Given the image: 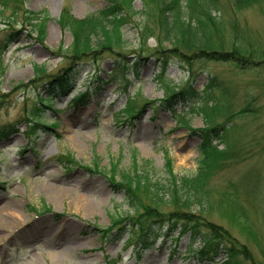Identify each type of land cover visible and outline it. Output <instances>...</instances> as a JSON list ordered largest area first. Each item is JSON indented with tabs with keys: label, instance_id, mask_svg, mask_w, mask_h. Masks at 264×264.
I'll return each instance as SVG.
<instances>
[{
	"label": "rangeland",
	"instance_id": "rangeland-1",
	"mask_svg": "<svg viewBox=\"0 0 264 264\" xmlns=\"http://www.w3.org/2000/svg\"><path fill=\"white\" fill-rule=\"evenodd\" d=\"M222 3L226 17L238 21L242 43L264 48V0L237 14ZM1 4L0 213L6 207L21 217L0 232V264H224L227 247L219 258L204 263L190 251L188 238L168 236L165 229L144 241L132 225L110 230L113 217L134 214L108 176L113 162L127 171L134 159L142 168L149 163L155 179L164 184L168 161L178 179L196 174L201 141L191 129H203L205 121L192 110L202 106L199 97L205 96L211 76L230 90L235 110L250 103L257 111L237 120L244 146L237 150L238 160L213 175L207 188L210 205L203 211L197 204L191 209L204 222L227 231L226 244L237 250L239 264H264V69L195 63L191 84L199 96L165 104L167 85L179 91L191 82L189 67L184 70L177 59L171 60L161 79L155 58L138 60L146 41L139 37L143 19L137 16L123 30V55L103 57L92 67L99 69L104 83L87 75L92 69L80 71L72 93L63 96L51 82L67 69L63 57L73 43L72 33L60 24L61 13L68 9L83 20L106 9L109 0H5V9ZM133 9L141 12L143 3L135 0ZM157 43L151 38L146 51ZM224 43V50H230V40ZM121 61L132 68L128 78L115 79L110 74ZM37 65L46 67L47 77L36 78ZM214 96L221 93L215 90ZM37 116L43 123L34 121ZM183 119L191 129L183 126ZM95 164L98 172H92ZM52 187L57 188L54 201ZM79 197L95 211L87 214ZM193 248L200 250L203 244Z\"/></svg>",
	"mask_w": 264,
	"mask_h": 264
},
{
	"label": "trees",
	"instance_id": "trees-1",
	"mask_svg": "<svg viewBox=\"0 0 264 264\" xmlns=\"http://www.w3.org/2000/svg\"><path fill=\"white\" fill-rule=\"evenodd\" d=\"M4 1L0 0V4L5 9L7 6ZM134 1L109 0L106 9L83 20L74 18L68 9L62 11L60 24L72 33L73 43L63 57L68 62L67 69L51 82L63 96L72 93V83L80 71L92 69L87 75H93L99 83H104L98 77L99 69L92 67H96L103 57L123 55L127 48L123 30L137 16L143 19L138 28L139 37L146 41L141 42L138 60L145 55L155 58L160 63L158 75L161 79L172 66L171 60L177 59L184 70L189 67L191 82L179 91L167 85L166 99L163 100L165 104L177 98L186 101V98L199 96L191 84L195 78V63H227L240 71L264 69V48L255 49L251 43L247 46L242 43L238 21L226 17L222 3L225 1L226 6L237 14L260 5L263 0H140L143 3L141 12L133 9ZM151 38H155L158 43L154 50L148 52L145 46ZM226 39L230 40L231 49L228 51L224 50ZM133 66L136 72L138 62H134ZM74 67L78 70L73 75ZM113 67L110 76L115 79L117 76L128 78V71L132 68L124 61L114 63ZM34 70L36 78L47 77L45 66L37 65ZM124 86L121 84V87ZM215 90L221 93L220 97L214 96ZM204 95L199 97L202 106L192 110V113L197 111L202 115L204 128L192 130L189 121H182L183 126L191 129L201 141L196 174L178 179L172 163L168 161L167 184H164L155 179L154 168L149 163H145L142 168L134 159L127 171L120 170L119 164L114 165L113 162L108 176L116 192L124 194L134 214L116 215L111 219L110 230L123 231L127 225H132L144 241L165 229L163 232L168 236L188 238L190 251H194L193 255L204 263L219 258L227 247V261L224 264H239L235 256L237 250L230 249L226 244L230 240L225 233L227 231L204 222L191 207L197 204L199 211H203L205 204L210 205L207 188L213 175L225 169L232 160H238L240 156L237 150L244 146L242 129L236 122L252 117L257 110L250 103L235 110L230 90L214 76H211ZM86 97L82 96L79 102H83ZM38 117L34 121L43 123L42 116ZM219 120L222 123L219 124ZM98 171L99 165L95 164L92 172ZM204 228L208 235L203 233ZM197 242H201L203 248L195 251L193 247ZM242 253L248 257L246 250L243 249Z\"/></svg>",
	"mask_w": 264,
	"mask_h": 264
},
{
	"label": "bare ground",
	"instance_id": "bare-ground-1",
	"mask_svg": "<svg viewBox=\"0 0 264 264\" xmlns=\"http://www.w3.org/2000/svg\"><path fill=\"white\" fill-rule=\"evenodd\" d=\"M51 191L53 194L52 200L54 201L55 196L57 195V193L55 192V191H57V188L52 187ZM77 200L82 204V206H83V203L85 204L87 214L95 211V207H93V205L88 204V202L84 198L79 197V198H77ZM14 217L16 219H20L21 216L16 211H14L10 208L5 207L3 209L2 213H0V232H2L4 230L3 228H5L6 223L12 222L15 220Z\"/></svg>",
	"mask_w": 264,
	"mask_h": 264
}]
</instances>
